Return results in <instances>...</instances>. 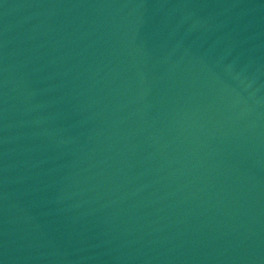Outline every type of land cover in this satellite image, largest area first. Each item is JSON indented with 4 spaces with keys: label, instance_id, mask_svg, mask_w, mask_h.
<instances>
[{
    "label": "water",
    "instance_id": "obj_1",
    "mask_svg": "<svg viewBox=\"0 0 264 264\" xmlns=\"http://www.w3.org/2000/svg\"><path fill=\"white\" fill-rule=\"evenodd\" d=\"M0 264H264V0H0Z\"/></svg>",
    "mask_w": 264,
    "mask_h": 264
}]
</instances>
